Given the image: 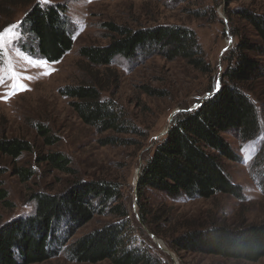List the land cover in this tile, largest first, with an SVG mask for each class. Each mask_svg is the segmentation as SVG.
Listing matches in <instances>:
<instances>
[{
    "label": "rangeland",
    "instance_id": "obj_1",
    "mask_svg": "<svg viewBox=\"0 0 264 264\" xmlns=\"http://www.w3.org/2000/svg\"><path fill=\"white\" fill-rule=\"evenodd\" d=\"M42 4L65 5L74 39L71 51L59 61L49 62L32 48L34 38L20 28L25 25L26 8L11 9V17L1 26L4 40L0 45V138L20 137L34 144V152L24 154L16 164L33 168L35 175L24 182L12 170L14 162L0 155L5 173L0 176L8 191L12 206L0 202V227L15 218L34 213L32 194L36 191L61 193L76 179L111 178L122 186L123 200L132 218V226L141 227V210L137 203V176L154 144L162 139L171 125L172 114L183 108L193 109L209 94L210 87L221 86L226 62L224 56L238 40L233 33L235 24L245 23L235 14L237 8L250 7L264 11V0H36ZM22 20V22H20ZM108 22L132 29L160 24H182L195 31L210 71L188 66L180 59L168 60L139 51L131 59L117 56L107 68H98L104 83V97L113 96L125 107L134 131L119 135L129 143L103 145L102 138L111 133H99L83 124L72 109L62 89L70 84L88 81L85 61L79 54L83 45L108 44L113 34L105 27ZM24 28V27H23ZM23 30H26L25 28ZM260 76L251 82L260 112L261 129L252 140H242L232 133L224 137L235 151L237 159H223L231 180L241 187L240 196L218 193L211 198H171L148 189L145 200L153 210L166 208L168 222L162 223V235L156 236L145 225L151 246L161 252L170 264H264L234 261L219 255L178 250L170 247V239L188 227L228 225L234 228L264 221V57H261ZM259 75V74H258ZM160 93H148L146 88ZM179 112H176V114ZM175 114V115H176ZM174 115V116H175ZM173 116V118H174ZM43 124L55 136L56 142L47 145L36 127ZM62 152L71 160L72 172H61L38 164L41 152ZM116 218L96 213L68 237L64 226L58 230L71 244ZM141 224V225H140ZM186 224V225H185ZM137 230V229H136ZM136 238L143 240L140 229ZM154 234L156 240L151 236ZM143 244L150 242L144 241ZM153 249V251H156ZM68 248L56 257L35 264H80L70 258ZM166 259V260H167ZM97 264H110L101 262Z\"/></svg>",
    "mask_w": 264,
    "mask_h": 264
},
{
    "label": "trees",
    "instance_id": "obj_2",
    "mask_svg": "<svg viewBox=\"0 0 264 264\" xmlns=\"http://www.w3.org/2000/svg\"><path fill=\"white\" fill-rule=\"evenodd\" d=\"M231 3L236 0H226ZM25 7V25L21 33L31 35L35 52L49 62L61 60L74 46L71 24L65 5L42 4L36 0H0L1 17H11V9ZM244 28L235 24L238 37L235 47L224 60L226 67L219 90L194 109L183 108L177 113L165 136L157 141L141 167L137 180L141 224L156 236L162 235V223L168 222L170 211L151 209L144 201L148 189L171 198H211L215 194L240 196L241 187L227 174L223 159L236 160L235 151L224 137L232 133L242 140H252L261 129L260 112L254 82L261 72L264 57V11L240 7L235 11ZM8 20L0 22V28ZM22 22V20L20 21ZM26 30H23L24 28ZM105 27L113 34L106 45H83L79 54L85 61L90 80L70 84L62 89L63 96L83 124L99 133L103 145L129 143L119 135L134 131L135 125L123 104L115 97H104L106 91L98 68H107L117 56L133 58L147 50L165 59L184 61L201 71H210L194 30L182 24H160L132 29L108 22ZM25 35V34H24ZM259 74V75H258ZM216 86L210 87L215 92ZM148 93H160L146 88ZM47 145L56 142L45 125L36 127ZM34 144L25 138L1 137L0 155L14 162L12 170L26 182L35 175L33 168L16 164L24 154L34 152ZM38 164L70 173V158L62 152H41ZM0 163V176L5 173ZM34 213L21 216L0 227V264H35L56 257L62 249L80 264H170L161 252L151 246L153 241L144 226L134 228L122 186L111 178L76 179L61 193L36 191L32 195ZM0 202L11 207L8 191L0 181ZM96 213L116 218L90 231L71 244L58 232L61 225L69 233L89 222ZM186 225V224H185ZM170 239V247L197 253L213 254L234 261L258 262L264 258V221L234 228L228 225L190 227ZM144 236L136 238V232ZM61 230V229H60ZM66 232V233H67ZM72 233V234H71ZM71 234V235H70ZM155 249L156 251H153Z\"/></svg>",
    "mask_w": 264,
    "mask_h": 264
},
{
    "label": "water",
    "instance_id": "obj_3",
    "mask_svg": "<svg viewBox=\"0 0 264 264\" xmlns=\"http://www.w3.org/2000/svg\"><path fill=\"white\" fill-rule=\"evenodd\" d=\"M219 88H220V87H218V88L215 90V92L209 94V96L215 94V93L219 90ZM209 96H207L206 98H208ZM206 98H204V99H206ZM199 105H200V104H199ZM199 105H198V106H199ZM196 107H197V106H196ZM196 107H195V108H196ZM193 109H194V108H193ZM181 111H183V110H181ZM176 112H180V110H177ZM176 112L172 114L171 121L173 120V116L176 114ZM168 130H169V128L167 129V131H168ZM167 131H166V133H167ZM138 178H139V176H137V180H138ZM151 236L154 238V240H156V236H155L154 234H151Z\"/></svg>",
    "mask_w": 264,
    "mask_h": 264
},
{
    "label": "snow or ice",
    "instance_id": "obj_4",
    "mask_svg": "<svg viewBox=\"0 0 264 264\" xmlns=\"http://www.w3.org/2000/svg\"><path fill=\"white\" fill-rule=\"evenodd\" d=\"M19 26H20V25H10L9 28L16 29V28H18ZM3 31H7V29H5V30H3ZM3 31H0V45H2L3 40H4Z\"/></svg>",
    "mask_w": 264,
    "mask_h": 264
}]
</instances>
